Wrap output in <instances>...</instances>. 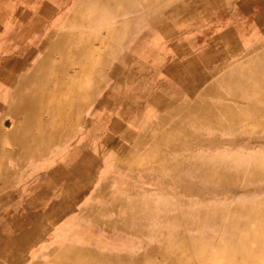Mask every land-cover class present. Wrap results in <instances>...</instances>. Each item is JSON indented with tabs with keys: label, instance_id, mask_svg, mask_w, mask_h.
<instances>
[{
	"label": "rangeland",
	"instance_id": "374dc122",
	"mask_svg": "<svg viewBox=\"0 0 264 264\" xmlns=\"http://www.w3.org/2000/svg\"><path fill=\"white\" fill-rule=\"evenodd\" d=\"M145 2L132 1L137 11L121 6L118 16L97 18L99 10L86 0H0V85L6 79V59H25L27 69L37 67L31 76L39 73L34 92L27 95V80L17 82L20 89L11 97L10 114L0 113L4 131L24 117V128L0 134L1 143L5 138L18 141L23 134L35 141L33 153L0 148V175L3 171L6 176H0V186L21 172L22 154L39 150L48 156L46 163H37L41 167L30 168L27 179L18 183L13 178L2 193L0 187V264H67L61 256L67 246L78 247L79 255L89 260L121 264L152 251L145 261L163 264L158 235L122 226L126 212L137 211L135 204L148 201L168 216L180 208L192 211L186 239H199L198 244L209 243L215 250L233 238L237 243L242 233L226 231L228 210L220 209L223 214L214 224L196 212L264 200V182H248L247 169L213 191L188 172L199 155L212 160L223 154L231 160V176L236 158L263 159V126L235 134L198 129L204 141L207 136L218 141L212 145L189 147L175 136L182 128L183 141L191 142L199 133L185 117L192 105L198 98L215 102L203 100L204 92L221 86L225 73L251 68L255 55L264 51V0ZM162 6L167 11L157 16L161 23L155 27L149 13ZM58 37L62 42L55 46ZM39 59L36 67L30 66ZM4 97L0 90L1 104ZM24 110H32L31 123ZM54 113L62 124L55 144L49 145L43 134L50 133ZM31 125L40 131L33 134ZM25 188L28 192L22 194ZM15 195L33 196L32 205L38 208L23 209ZM148 221L155 228V221L161 222ZM166 233H171L169 227Z\"/></svg>",
	"mask_w": 264,
	"mask_h": 264
},
{
	"label": "bare ground",
	"instance_id": "6f19581e",
	"mask_svg": "<svg viewBox=\"0 0 264 264\" xmlns=\"http://www.w3.org/2000/svg\"><path fill=\"white\" fill-rule=\"evenodd\" d=\"M132 1L133 0H86L87 3L90 2L89 4L92 7L91 9L95 8L96 10H99L97 18L116 17L120 12L121 6H123L126 11H137L138 8L134 7ZM151 1L153 0H146L147 4ZM146 2L144 6L146 5ZM166 11V6L153 10L154 14L150 11L149 18H152V23L155 27L159 26L161 23V20L156 19L157 16ZM176 11V7L172 8L173 13ZM61 42L62 41L58 37L54 45L59 46ZM253 59L254 64L251 68H247L245 70L236 69L227 72L221 80V86L213 85L212 87H209L202 95L203 100L206 97L215 98L217 100L210 103L205 100L199 101L198 98V100L192 105L189 113L185 116L188 119L187 124L196 126L195 128H197V130H204L207 134H215L217 132L219 133V131L235 134L238 131L248 132L247 130L249 129L256 130L262 126L264 128V111L262 109V104H264V51H259ZM38 74L39 73H37L35 77L30 76L26 81L27 86L25 88H28L27 95L34 92L35 87L33 82L37 81V77L39 78ZM19 89L20 84L19 87L16 86L13 90V92H15L13 93V96L16 95ZM24 105H26V103L23 102V109L25 108ZM12 106L14 107V105ZM24 111L27 123H31L33 121L32 110ZM55 114L56 113L53 114L54 119L52 120L53 124L51 126L50 133H45L47 131H44L43 134L46 144L55 140V137L59 132L58 127L62 124V119L57 120ZM183 132L184 130L180 128L179 131L176 132L175 136L179 139V143L185 146L192 147L193 145L204 144L212 145L218 142L211 136H207V142L204 141L205 139L200 135V131L198 134L194 135V139L192 140L193 142H190L189 138L188 141H183ZM34 142L31 139H27L23 134L18 141L13 142L12 139H9L6 144H16L19 145V150L27 153H33L31 151V147ZM37 153H39V150ZM37 153H34V155ZM222 155H216L212 160H207L204 156H196L194 158L197 163L193 167H189V169L187 168L188 172L194 177H201L204 179L208 184L207 188L210 191H213L212 188H215L216 185L220 187L225 186L226 183L232 181L231 178L233 180L237 179L239 176L238 172L240 171L242 174V169H247L245 175L248 174V182H264V158H255L251 161L249 160L248 162L244 161V158H236L237 164L234 166L236 169L234 171V175L231 176L229 173L232 168V165L229 164L231 163V160ZM8 159L11 163V157H7V160ZM180 168L184 167L180 166ZM132 175L133 173H131V176ZM0 176L1 178H6L3 171ZM181 181L182 178L179 177V185L181 184ZM136 205L137 204H135L134 207L137 211L129 210L124 215V222L122 226L124 229L129 228L134 232L153 234L154 237L158 235L159 240L162 243L157 246V250L163 257V264H264V200L260 202V204L257 202L247 204L240 203L239 205L234 206L232 210H229V207H202L196 212L197 216H199V218L204 222L214 224L223 214L220 209H222L224 213L228 210L230 219L226 226V231L228 230L233 235H235V233L238 234L239 232L242 233L239 237H237V243L234 242L235 239L233 238L231 239L233 243L225 242L224 245L215 250H212L209 243H203L201 245L198 244L199 242H202L199 239H196L195 241L186 239L188 233H184L186 232L187 226H190V224L188 225V217H191L189 214L192 211L180 208L176 211V214L168 216V214H165L163 210L161 211L151 207L148 201H142L141 207ZM164 207L165 205L162 204V208ZM126 208H128V206H126ZM151 219H158L161 221L160 223L155 221L158 223V227L155 228V225H150L148 220ZM253 223L254 226H252ZM168 227L171 229V233H166V229ZM166 236H170L169 239ZM233 244H235V246H233ZM228 246H232V248H227ZM149 252V256L147 255L144 259L133 258L131 261H126L128 264H153L151 261H145V259L151 258L153 255L152 251ZM80 253L81 250L78 247L67 246L63 250L61 256L63 257V261H66L67 264H91L92 262L93 264H121L116 261H112L113 259L108 261L106 259L103 260V258H100L101 260H89L91 257L87 255H79ZM76 258H78L77 261ZM122 264H125V262H122Z\"/></svg>",
	"mask_w": 264,
	"mask_h": 264
},
{
	"label": "crops",
	"instance_id": "0c3cea01",
	"mask_svg": "<svg viewBox=\"0 0 264 264\" xmlns=\"http://www.w3.org/2000/svg\"><path fill=\"white\" fill-rule=\"evenodd\" d=\"M39 61H41V59L37 60L34 64H31L30 66L32 67H36V65L39 63ZM26 60L25 59H19V58H14V59H6L5 62H4V66H5V69H4V72H5V82L0 85V89H1V92L3 94L4 99H6L5 101V104H0V113L2 112H6V113H9L10 114V110H9V106H10V103H11V97L13 96V90L15 89L16 86L19 87V84H16L17 82L19 83V81H26L28 80V78L31 76L32 73L35 72L36 68L34 70H32V68H29L27 69V66L28 64L25 63ZM22 74V78L19 80V76ZM26 75L27 78H24ZM24 76V77H23ZM16 84L14 87L13 85ZM23 115V111L22 113H20L19 115H16L15 117H17V120L18 117L20 115ZM23 119L24 117H22V119L20 121H17L14 126L12 128H9L7 131H4L3 128H2V123L0 122V134H2L4 137L7 136L9 134V132H11L13 129L15 130H22L24 127L23 125ZM29 130L33 133V134H36L40 131V128L35 126V125H31ZM7 139V138H5ZM3 139V142L1 143L0 142V148H2V150L4 149H7L5 148V146H10V148H12L13 151L15 152H18L19 151V145H13V144H6V140ZM56 139V137H55ZM55 140H53L49 145L51 144H55L54 142ZM1 150V151H2ZM26 159L24 161V163H22V166L19 167L18 169H20V173H19V170L16 172L17 175H12L10 176V178L7 180L6 183V186L3 185V182H2V185L0 186L1 187V193L2 191L5 189V188H8L9 185L12 183L13 181V178L16 179V182H20V180H24V179H27L29 176L32 175V172L33 170L30 169L31 167H41L39 166V164L37 163H46L48 161V156L47 154H42V153H37L35 155H28V154H22ZM28 168V169H27ZM15 182V183H16ZM23 183V182H22ZM21 183V184H22ZM22 191V194L28 192V190L25 189H21ZM18 192V191H17ZM20 196V195H19ZM18 195H15V197L19 198L15 203L18 204L20 201L21 203L25 204L22 206L23 209L25 208H29L31 210H33L34 208H38L37 206H33L32 204L34 203V200L35 198L33 196H30L26 199H23L22 196L19 197ZM49 199V198H47ZM21 207V206H20ZM45 209L49 208V205L43 207ZM26 210V209H25Z\"/></svg>",
	"mask_w": 264,
	"mask_h": 264
}]
</instances>
